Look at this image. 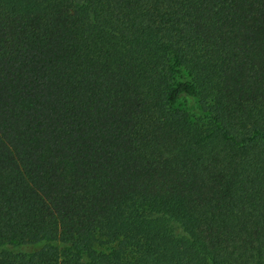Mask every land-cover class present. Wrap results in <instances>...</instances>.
<instances>
[{"label": "trees", "instance_id": "obj_1", "mask_svg": "<svg viewBox=\"0 0 264 264\" xmlns=\"http://www.w3.org/2000/svg\"><path fill=\"white\" fill-rule=\"evenodd\" d=\"M0 264H264V0H0Z\"/></svg>", "mask_w": 264, "mask_h": 264}, {"label": "rangeland", "instance_id": "obj_2", "mask_svg": "<svg viewBox=\"0 0 264 264\" xmlns=\"http://www.w3.org/2000/svg\"><path fill=\"white\" fill-rule=\"evenodd\" d=\"M176 107L186 111L191 118L195 119L201 114V109L196 98L180 96Z\"/></svg>", "mask_w": 264, "mask_h": 264}]
</instances>
